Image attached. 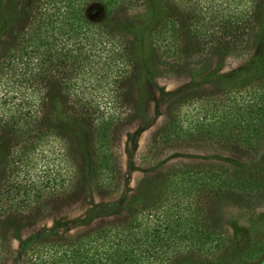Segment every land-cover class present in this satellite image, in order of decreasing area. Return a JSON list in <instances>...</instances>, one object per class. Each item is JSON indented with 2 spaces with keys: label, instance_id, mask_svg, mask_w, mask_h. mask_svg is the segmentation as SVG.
<instances>
[{
  "label": "trees",
  "instance_id": "16d2710c",
  "mask_svg": "<svg viewBox=\"0 0 264 264\" xmlns=\"http://www.w3.org/2000/svg\"><path fill=\"white\" fill-rule=\"evenodd\" d=\"M157 16L165 21L148 34ZM210 46L234 57L256 51L258 66L225 78L218 97L175 101L155 142L196 137L257 156L264 148V0H0V258L14 223L36 224L86 191L120 192L117 142L136 117L140 63L150 55L167 71L197 77L195 62L207 60ZM148 185L154 198L141 209L131 201L124 224L62 241L33 238L22 247L23 264L222 263L227 232L209 224L207 208L264 200V163L247 173L181 164ZM166 246L174 256L161 254ZM182 249L184 258H176Z\"/></svg>",
  "mask_w": 264,
  "mask_h": 264
},
{
  "label": "rangeland",
  "instance_id": "374dc122",
  "mask_svg": "<svg viewBox=\"0 0 264 264\" xmlns=\"http://www.w3.org/2000/svg\"><path fill=\"white\" fill-rule=\"evenodd\" d=\"M164 21L157 16L146 32L157 35ZM144 25L143 22L137 24L135 34L141 33ZM208 51L206 61L195 62L200 71L197 77L184 68L167 71V67L159 66L154 57L146 56L139 65V81L134 88L136 109L135 112L133 109V115L136 117L131 118L121 129L117 142L121 171L120 192L108 195L86 191L83 197L57 209L52 216L36 224L21 227L14 223L7 229L9 250L0 258V264H23L22 247L33 238L62 241L97 230L105 224H124L131 201L141 209L154 198V190L148 187V180L157 175L167 176V171L181 167V164H220L247 173L252 164L264 163V148L257 156L245 158L224 152V147H219L221 145L212 140H198L196 137H184L172 143L161 140L155 142L159 131L167 125L175 101L182 97L189 99L203 95L218 97L222 92L221 84L229 81L225 78L253 72L258 66L256 61L259 54L256 51L250 55L252 59L246 55L234 57L219 54L214 52L213 46ZM82 139L88 141V137L82 136ZM256 202L253 200L239 204L218 201L208 206L206 218L209 224L225 229L226 242L229 244L222 263H217L215 259H210L211 262L264 264V200ZM186 213L183 210V214ZM139 236L138 253L144 256L142 249L146 246H142V240L145 236L141 232ZM149 244L148 250L153 246L151 240ZM183 250H179L176 258H184ZM174 253L167 246L161 249L163 255L174 256Z\"/></svg>",
  "mask_w": 264,
  "mask_h": 264
}]
</instances>
